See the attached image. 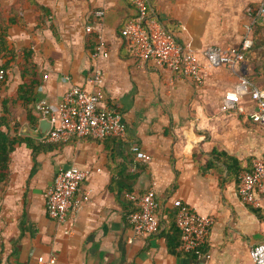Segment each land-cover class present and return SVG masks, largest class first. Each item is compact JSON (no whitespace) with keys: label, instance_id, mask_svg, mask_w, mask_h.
<instances>
[{"label":"crops","instance_id":"obj_1","mask_svg":"<svg viewBox=\"0 0 264 264\" xmlns=\"http://www.w3.org/2000/svg\"><path fill=\"white\" fill-rule=\"evenodd\" d=\"M260 1L149 0V11L179 42L191 43L201 53L210 46L239 45L248 21L245 9ZM96 11L103 12L102 19ZM0 13L8 24L7 49L15 54L0 80V101L22 83L21 53L30 51L39 81L34 103L57 104L72 85L95 91L88 78L97 66L104 78V103L121 114L127 128L121 138L44 143L34 156L25 144L15 147L0 184V264H34L38 257L50 256L55 264H253L249 250L264 243V215L241 204L238 174L220 180L213 172L226 176L223 166L207 168L212 149L236 158L242 170L253 156L264 158V129L246 115L219 111L246 61L235 73L207 69L200 85L166 69L138 65L120 37L132 14L127 0H0ZM87 25H94V33L85 32ZM91 34L105 42L106 59H91ZM8 59L1 57L0 65ZM11 104L9 128L29 125L24 109L16 104L19 112L12 115ZM32 114L41 119L33 106ZM235 115L249 127L236 125ZM134 147L149 161L137 160ZM71 166L89 171L74 196L88 194V202L59 224L47 217L44 194L58 169ZM152 185L160 229L134 237L127 222L133 204L125 194L141 195ZM175 200L213 219L201 256L179 246L177 255L168 251Z\"/></svg>","mask_w":264,"mask_h":264},{"label":"built area","instance_id":"obj_2","mask_svg":"<svg viewBox=\"0 0 264 264\" xmlns=\"http://www.w3.org/2000/svg\"><path fill=\"white\" fill-rule=\"evenodd\" d=\"M135 8L136 18L127 21L120 31L128 53L140 66L150 64L157 69H166L176 77H184L194 84L204 81L207 69L224 67L230 72L238 69L245 62L244 53L252 45V28L255 23L264 21V0L255 8L245 9L247 23L241 42L237 46H210L199 53L191 43L179 42L176 36L167 32L153 17L148 15L147 0H128ZM95 17L103 18L102 11L94 12ZM86 33H94V25L85 27ZM109 52L104 41H98L90 57L94 62L106 59ZM236 74V73H235ZM6 72L0 70L3 81ZM237 84L233 90L223 95L219 111L235 112L248 116L252 123L264 129V86L252 84L246 77L237 75ZM68 80V78H66ZM104 78L102 71L95 66L88 82L96 89L86 92L77 85H72L57 104L45 100L34 103L37 115L50 122V128L42 139L48 144L66 142L70 138L91 137L96 140L121 138L126 134V125L121 114L104 103L101 89ZM249 100V105L244 99ZM248 106L252 110H248ZM135 158L148 162V156L138 148H132ZM248 168V169H247ZM246 169L240 170L237 176L236 195L242 205L257 209L264 215V158L253 156ZM89 175L86 169L76 166L60 168L53 183L44 194V209L47 217L59 224L73 218L88 202V194L74 199L80 184ZM125 198L133 204V210L127 216V222L134 237L156 234L160 223L156 216L158 202L154 185L141 195L126 193ZM175 225L180 233V251L201 256V249L206 243L213 219L199 214L195 209L181 200L173 201ZM253 264H264V243H258L249 250ZM34 264H55V258L38 257Z\"/></svg>","mask_w":264,"mask_h":264},{"label":"trees","instance_id":"obj_3","mask_svg":"<svg viewBox=\"0 0 264 264\" xmlns=\"http://www.w3.org/2000/svg\"><path fill=\"white\" fill-rule=\"evenodd\" d=\"M147 1V12L148 15L151 16V12L149 11V0ZM127 3L129 4V8H131L132 10L131 16L127 18V21H129L136 18L137 13L135 8L129 3L128 0ZM256 6L257 5H250L251 8H255ZM260 25L262 24L260 22H257L252 28V45L244 53L246 62L247 58H250L252 49H255L259 46V43L255 41V34L261 33L263 37L262 46L264 45V35L261 32L264 31V27L260 28ZM163 28L165 29L164 26ZM7 30L8 24L4 22L0 13V58H9L7 61L0 65V70L4 72H6V70L11 65V60L14 61L15 59V54L13 52L8 51L6 46ZM166 31L169 32L168 30ZM90 36V41H93V43L89 46L91 53L98 41V35L91 34ZM21 55H23V68L21 69L22 83L17 87L16 91L12 96H10V98L3 99L2 101H0V113L3 114L2 116H0V184L3 183L8 176L10 155L17 145L25 144V146L31 150L32 156L43 150L45 146V142H43L42 140H34L27 136H21L19 134L20 124H14L13 128L10 129L7 122L6 114L9 113L10 101L12 104H19L24 109L26 113L25 120L29 123L30 126L34 127L38 122L37 118L32 114V106L34 104V90L39 84L36 73V67L35 64L32 63L30 51L22 52ZM254 63L255 61H252L253 72L258 76L244 77H246L252 84L263 87L264 83L261 82H264L262 81L264 80V65L262 67ZM2 128H4L5 131H3ZM218 163L225 168L227 176L226 178L228 179H230L231 176L236 177L238 172L242 170L241 164L236 158L228 156L225 152H219L216 149H212L207 168H211L213 164ZM170 231L171 234H168L166 236L168 251L172 254L177 255L178 253L176 252V249L180 244V233L176 225L175 229H170Z\"/></svg>","mask_w":264,"mask_h":264},{"label":"rangeland","instance_id":"obj_4","mask_svg":"<svg viewBox=\"0 0 264 264\" xmlns=\"http://www.w3.org/2000/svg\"><path fill=\"white\" fill-rule=\"evenodd\" d=\"M260 23L262 24V25H260V28H263L264 27V21H260ZM261 32L264 35V31H261ZM254 37H255V41L257 43H259V46L257 48H255V49H252L250 58H247V63L244 64V65L242 64L243 67H242V71L240 70V75H243V76H248V77L258 76L257 74H255L253 72L252 61H255L254 64H257V65L262 66V67L264 65V45L262 46L263 37H262L261 33L260 34H258V33L255 34ZM235 75L237 76L238 74L236 73ZM236 76H235V78H236ZM262 81H264V80H262ZM261 83H264V82H261ZM21 110H22V108H21ZM10 112L12 113V115H15V113H18L19 112L18 106H16V104H11ZM234 118H235V121H236V125H237V123H239L241 125V127H243V129H247L249 127V126L245 127L246 124L243 123V119L241 117H236V115H235ZM10 126H12V125H10ZM208 139L210 140L211 138H208ZM263 139H264V135L261 134L260 141H262ZM255 143L256 142H252V145L255 144ZM255 146L258 149V143H257V145L255 144ZM213 174L219 176L220 180H223V179L225 180L226 179V176L224 175L223 172H221V173L219 172V174H218V172L214 170Z\"/></svg>","mask_w":264,"mask_h":264},{"label":"water","instance_id":"obj_5","mask_svg":"<svg viewBox=\"0 0 264 264\" xmlns=\"http://www.w3.org/2000/svg\"><path fill=\"white\" fill-rule=\"evenodd\" d=\"M50 128V122L43 118L38 121L36 128H30L27 123L20 126L19 134L30 137L34 140H42Z\"/></svg>","mask_w":264,"mask_h":264}]
</instances>
